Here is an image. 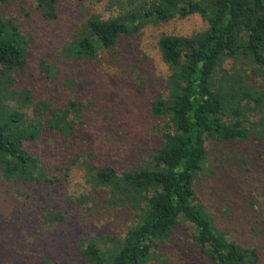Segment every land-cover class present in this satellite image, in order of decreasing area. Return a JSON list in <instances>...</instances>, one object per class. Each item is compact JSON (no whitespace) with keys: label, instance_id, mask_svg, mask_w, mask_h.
Here are the masks:
<instances>
[{"label":"trees","instance_id":"16d2710c","mask_svg":"<svg viewBox=\"0 0 264 264\" xmlns=\"http://www.w3.org/2000/svg\"><path fill=\"white\" fill-rule=\"evenodd\" d=\"M8 3L9 0H0V7L6 8ZM116 3L119 13L115 17L103 20L90 15L84 19L71 40L59 49L56 66L40 61L37 71L33 68L29 77L37 73L39 84L31 88L20 81L33 45L30 33L56 19V0H33L32 8L19 7L21 18L35 23L33 31L24 30V24L0 13V192L13 209L8 211L9 217H17L23 225L36 220L33 215L23 220L29 215L24 209L32 210L29 202L33 200L37 201V211H44L39 224L51 228L65 224L70 213L60 204L55 206L51 190L60 194L61 183L69 169L77 165V153L83 150L81 153L89 158L82 165L86 183L103 198L106 207L126 209L133 221L122 238H78L76 251L82 264H146L153 251H162L178 224L189 226L191 245L208 264H258V249L238 245L215 227L212 216L195 201L193 182L205 170L206 138L215 139L227 155L245 139L236 112L227 114L228 110H224L227 100L214 90L212 79L219 60L238 50L264 70V0H115ZM190 15H198L207 28L190 37L161 35L156 42L161 62L170 69L166 95L152 100L149 108L151 116L165 119L157 129L159 147L147 154L142 165L134 167H118L108 157L93 159L95 150L109 148L110 127L115 128L119 122L104 117V121L94 123L82 109V102L60 98L64 82L70 86L73 80L70 72V79L63 81V63L93 60L98 51L112 50L120 38L137 33L145 23H164ZM76 122L100 128L101 136L106 138L103 142L98 139L96 148L81 145L72 158L73 142L79 136ZM83 132L89 136L91 128L80 131ZM36 143L44 146L40 153ZM227 159L237 163L236 157L230 155ZM36 189L39 193L34 192ZM12 193L23 196L21 206L11 199ZM41 193L44 199L51 196L45 206L40 205ZM94 198L80 195L77 203ZM68 202L69 198H65L62 205ZM246 206L252 209L257 226L249 231L264 239V194L249 200ZM232 212L235 213L233 209Z\"/></svg>","mask_w":264,"mask_h":264},{"label":"rangeland","instance_id":"374dc122","mask_svg":"<svg viewBox=\"0 0 264 264\" xmlns=\"http://www.w3.org/2000/svg\"><path fill=\"white\" fill-rule=\"evenodd\" d=\"M32 6L33 0H9L6 8L0 7V13L24 24V30L33 31L35 23L22 19L23 13L18 10L19 7L28 9ZM56 7V19L43 24L38 32L30 33L33 45L29 47L28 67L20 80L25 81L22 82L24 87L39 84L37 73L34 78L29 77L34 70L37 71L40 61L52 64V68L57 65L60 61L57 57L59 49L71 40L85 18L97 15L105 20L119 13L115 0H56ZM206 28V22L198 15L172 18L164 23L149 22L141 25L137 33L120 38L112 50L98 51L93 60H72L71 63L67 60L63 63V81L70 79V72L73 80L70 86L64 82L60 98L82 102V109L86 115L93 117L94 123L104 121V117L119 122L115 128L110 127L109 148L97 149L98 152L95 150L93 153L97 157L93 159L108 157L118 167H134L142 165L147 154L159 147L157 129L165 119L151 116L149 108L152 100L166 95L170 69L160 60L157 39L161 35L190 37ZM241 52L238 50L234 55L223 56L219 60L212 85L227 100L224 105L227 114L236 112L234 115L245 132V139L236 142V147L228 155L215 139H205V170L193 182V193L195 201L212 216L215 227L224 231L238 245L258 249V264H264V239L258 233L249 231L250 227L257 229V226L250 212L252 209L246 206L249 200L264 194V158L257 155L260 153L264 157V136L260 135L264 134V70ZM69 119L70 116L67 121ZM90 125L75 123L79 136L73 142L74 148L70 154L72 158L78 154L77 165L69 169L68 176L61 183V196L54 189L51 190L55 206L60 204L70 213L65 224L55 228L39 224L44 211L38 212L37 201L31 200L29 205L33 209H24L29 215L23 220L30 215L37 216V219L23 225L17 217H9L8 211L13 209L0 192V222L4 226L0 229V264H82L76 251L78 238H122L132 224L129 211L106 207L103 198L86 183V171L82 165L89 158L81 153L83 150L77 154L76 151L82 148L81 145L96 148L97 140L106 138L101 136L103 132L100 128ZM87 128H91V135L80 133ZM42 146L35 144L38 153L44 148ZM230 155L236 157L235 165L227 159ZM219 166L221 168L216 171ZM34 192L39 193L38 189ZM42 193L40 205L45 206L51 196L44 199ZM80 195L95 198L79 204L77 200ZM11 196L21 206L23 196H16L15 193ZM65 198H69V202L63 206ZM9 221L12 223L8 224ZM27 228L32 232H27ZM188 228L187 224H178L165 241L162 251H153L146 264H208L192 247Z\"/></svg>","mask_w":264,"mask_h":264}]
</instances>
